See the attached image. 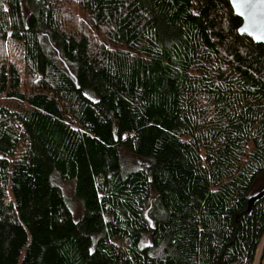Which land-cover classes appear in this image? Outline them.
Segmentation results:
<instances>
[{"label": "trees", "instance_id": "1", "mask_svg": "<svg viewBox=\"0 0 264 264\" xmlns=\"http://www.w3.org/2000/svg\"><path fill=\"white\" fill-rule=\"evenodd\" d=\"M240 25L227 0H0V264H264V46Z\"/></svg>", "mask_w": 264, "mask_h": 264}, {"label": "rangeland", "instance_id": "2", "mask_svg": "<svg viewBox=\"0 0 264 264\" xmlns=\"http://www.w3.org/2000/svg\"><path fill=\"white\" fill-rule=\"evenodd\" d=\"M58 63L64 70L68 69L65 64L61 63L60 61ZM121 160H122L123 171H133L137 169H142L151 164V161L148 159L139 158L137 156H133L128 153H121ZM50 181L53 186L59 189V191L67 201V204L70 208L74 221L79 220L83 214V207H82V203L74 197V183L63 181L57 172L52 174V176L50 177ZM263 186H264V175L254 183L251 193L254 194L258 192L263 188ZM148 253L152 257L163 258L164 248L163 246L154 247L150 245Z\"/></svg>", "mask_w": 264, "mask_h": 264}, {"label": "water", "instance_id": "3", "mask_svg": "<svg viewBox=\"0 0 264 264\" xmlns=\"http://www.w3.org/2000/svg\"><path fill=\"white\" fill-rule=\"evenodd\" d=\"M234 15L241 19L238 34L249 36L254 43L264 46V0H247L243 7H234L232 0H227ZM243 2V0H240ZM264 198V186L258 192L250 195L247 201V212L250 213L256 202Z\"/></svg>", "mask_w": 264, "mask_h": 264}, {"label": "snow or ice", "instance_id": "4", "mask_svg": "<svg viewBox=\"0 0 264 264\" xmlns=\"http://www.w3.org/2000/svg\"><path fill=\"white\" fill-rule=\"evenodd\" d=\"M233 6L234 7H243L244 3H247V0H243V2H240V0H232ZM259 39H264V37H257Z\"/></svg>", "mask_w": 264, "mask_h": 264}]
</instances>
